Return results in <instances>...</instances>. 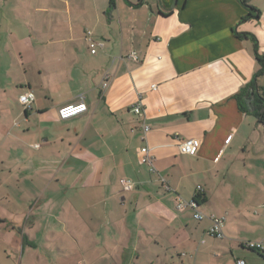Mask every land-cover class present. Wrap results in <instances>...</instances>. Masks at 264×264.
<instances>
[{
  "label": "crops",
  "instance_id": "0c3cea01",
  "mask_svg": "<svg viewBox=\"0 0 264 264\" xmlns=\"http://www.w3.org/2000/svg\"><path fill=\"white\" fill-rule=\"evenodd\" d=\"M245 1L0 0V264H264L244 247L264 243V122L237 100L261 69L264 0Z\"/></svg>",
  "mask_w": 264,
  "mask_h": 264
},
{
  "label": "built area",
  "instance_id": "2783aa9c",
  "mask_svg": "<svg viewBox=\"0 0 264 264\" xmlns=\"http://www.w3.org/2000/svg\"><path fill=\"white\" fill-rule=\"evenodd\" d=\"M86 41L89 44V48L92 54H95L98 48L103 47L102 43L93 39L91 31L87 32ZM129 57L135 62H140V58L135 51H132ZM110 81H111V76L110 74L106 73L103 77L102 88L107 89L110 85ZM152 89L156 90L157 86L156 85L152 86ZM34 100H35V96L30 91L22 94L19 97L20 103L26 109L31 108V105L33 104ZM131 110L137 117H139L141 121V129L143 130V133H144L143 141L146 142L147 134L150 131V126L146 121L144 106L141 102H138V103H135L131 107ZM87 111H88V107L86 103L84 102V100L82 99L78 103L66 104L62 106L59 109V117L61 120L66 121L76 116H79L81 114H84ZM200 146H201V141L199 139L191 138V139L181 142L179 144V150L184 155L196 156L199 152ZM33 147L38 148L39 145H35ZM141 151L143 155L142 163L147 165L152 172H157L155 164H154V158L151 155V150L148 147V145L143 146ZM160 181L165 186L167 191H173L171 187L167 184L164 178L160 177ZM121 183H122L124 190L131 191L134 189V184L130 181L121 180ZM199 189L201 188L199 187ZM198 207H199L198 202L195 200L187 201L183 198H179L177 202V208L179 210L189 208L193 211L194 220L196 221L209 220L210 221L211 225L207 230V234L209 236L214 237V238H219V239L225 238V234H224L225 219L217 217L215 215H207L204 212L200 211ZM244 247L264 254V243L262 242H246L244 243ZM237 264H245V262L240 260L237 262Z\"/></svg>",
  "mask_w": 264,
  "mask_h": 264
},
{
  "label": "trees",
  "instance_id": "16d2710c",
  "mask_svg": "<svg viewBox=\"0 0 264 264\" xmlns=\"http://www.w3.org/2000/svg\"><path fill=\"white\" fill-rule=\"evenodd\" d=\"M244 5L252 9L247 5L245 0H242ZM114 4V0H111V5ZM250 16H252L250 14ZM258 61L261 65V69L257 73L255 79L250 83L247 88H244L239 95H237V100L240 108L247 112L251 109L253 114H255L260 121L264 122V94L260 93V89L257 84V78L264 72V56L257 54Z\"/></svg>",
  "mask_w": 264,
  "mask_h": 264
},
{
  "label": "rangeland",
  "instance_id": "374dc122",
  "mask_svg": "<svg viewBox=\"0 0 264 264\" xmlns=\"http://www.w3.org/2000/svg\"><path fill=\"white\" fill-rule=\"evenodd\" d=\"M262 92H264V90H262Z\"/></svg>",
  "mask_w": 264,
  "mask_h": 264
}]
</instances>
